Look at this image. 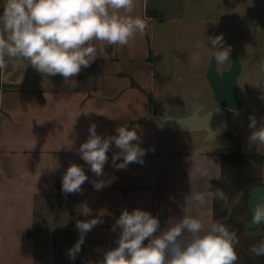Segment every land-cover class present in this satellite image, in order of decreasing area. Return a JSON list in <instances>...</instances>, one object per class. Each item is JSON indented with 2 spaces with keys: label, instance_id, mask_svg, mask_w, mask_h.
Segmentation results:
<instances>
[{
  "label": "crops",
  "instance_id": "obj_1",
  "mask_svg": "<svg viewBox=\"0 0 264 264\" xmlns=\"http://www.w3.org/2000/svg\"><path fill=\"white\" fill-rule=\"evenodd\" d=\"M4 3L0 0V10ZM147 10V0H135L133 15L148 21L143 36L137 33L125 46L97 42L104 50L96 61L69 80L43 76L26 59L5 57L7 67L0 71V264H34L39 226L58 201L67 215L63 227L76 241L77 220L102 221L86 234L81 251L68 264L102 261L104 252L117 246L120 229L111 228L125 209L150 212L161 230L184 216L201 219L205 229L215 222L211 195L203 206L186 197L191 190L211 192V181L221 178V157L232 148L223 139L210 141L218 134L208 138L202 131L188 133L163 124L165 116L184 117L194 109L182 114L164 110L152 71L149 28L155 16ZM93 123L105 138L115 135L118 126L136 128L146 150L143 164L120 170L112 165L119 151L113 143L105 175L99 178L110 183L100 190L92 183L98 178L78 155ZM57 163L60 167L53 170ZM71 163L81 165L89 179L80 193L65 195L61 181ZM201 168L207 169L206 176Z\"/></svg>",
  "mask_w": 264,
  "mask_h": 264
},
{
  "label": "clouds",
  "instance_id": "obj_2",
  "mask_svg": "<svg viewBox=\"0 0 264 264\" xmlns=\"http://www.w3.org/2000/svg\"><path fill=\"white\" fill-rule=\"evenodd\" d=\"M135 0H5L0 13V71L7 67L5 57L26 59L43 76L60 75L64 80L77 77L91 67L104 49L97 42L108 46H125L137 33L143 36L148 27L144 17L134 16ZM216 64H224L230 58L231 47L224 44L223 35L209 36ZM208 44L198 45L201 49ZM198 59V55L196 57ZM194 111L200 107L194 105ZM218 111V110H217ZM252 129L249 140L264 144V120L258 125L255 115L249 116ZM96 124L88 128V138L78 149V155L98 178L93 187L100 190L110 181L99 179L105 175L104 166L112 144L119 149L112 156V165L126 169L131 163L143 164L146 150L136 128L118 126L115 135L103 137L97 134ZM139 127V126H136ZM136 142V143H134ZM154 150V149H153ZM122 158V162L116 161ZM60 167L57 163L53 170ZM200 174H208L206 168ZM83 167L71 163L62 176V193L76 194L88 181ZM223 201L228 197L221 189L214 192L191 190L192 201L203 206L208 196ZM251 223L264 224V194L252 207ZM102 221L93 218L77 220L80 236L68 250V257L75 260L81 251L85 236ZM120 229L117 246L104 252L98 264H237L236 246L239 238L235 231L214 222L205 229L197 217L184 216L171 227L161 230L158 217L150 212L123 210L111 231ZM187 234V235H185ZM147 241V243H145ZM257 257L264 256V239L249 248Z\"/></svg>",
  "mask_w": 264,
  "mask_h": 264
},
{
  "label": "rangeland",
  "instance_id": "obj_3",
  "mask_svg": "<svg viewBox=\"0 0 264 264\" xmlns=\"http://www.w3.org/2000/svg\"><path fill=\"white\" fill-rule=\"evenodd\" d=\"M147 8L155 16L149 28L152 71L162 102L166 104L164 110L182 114L196 105L202 113L218 106L207 78V68L216 50L207 39L223 35L225 46L231 47L230 58L224 64H216L217 69L220 72L229 69L232 54H236L241 64L237 82L242 109L229 110L224 129L210 141L220 143L223 139L233 150L239 148L246 154L264 156V144L248 139L252 131L248 127L249 116H256L258 127L264 120V0H147ZM206 43L207 47H198ZM260 171L264 186V163ZM58 203H53L48 217L44 216L45 223L39 226L40 235L34 242V264L72 262L67 253L76 239L63 227L67 223L64 208L60 210V219L54 220ZM240 204V193L228 197V203L222 204L224 213L232 214L233 208ZM239 219L246 222L251 215L243 213ZM39 220L41 224L43 221ZM224 221L223 217L217 220ZM260 226L246 229L242 234L244 239L260 236ZM244 239L239 240L236 251Z\"/></svg>",
  "mask_w": 264,
  "mask_h": 264
},
{
  "label": "trees",
  "instance_id": "obj_4",
  "mask_svg": "<svg viewBox=\"0 0 264 264\" xmlns=\"http://www.w3.org/2000/svg\"><path fill=\"white\" fill-rule=\"evenodd\" d=\"M3 9L0 10L2 13ZM264 163V156L260 153L246 154L237 148L228 149L221 157V178L212 180L210 191L221 189L227 197H233L241 194V204L233 208L232 214L224 213L223 201L215 199L213 202L214 220L225 218L221 224L227 226L229 230L235 231L239 240L244 239L243 232L246 230L245 222L239 217L243 213L250 215L247 209L249 190L258 184H261V166ZM262 234L251 240H243V244L237 249V264H264V256L257 257L249 251V248L258 244L264 239V224H261Z\"/></svg>",
  "mask_w": 264,
  "mask_h": 264
},
{
  "label": "water",
  "instance_id": "obj_5",
  "mask_svg": "<svg viewBox=\"0 0 264 264\" xmlns=\"http://www.w3.org/2000/svg\"><path fill=\"white\" fill-rule=\"evenodd\" d=\"M241 72V64L235 53L232 54V62L227 70L219 71L214 57L207 68V78L213 90L217 107L205 113L195 111L184 117L165 116L163 124L177 131L183 132H205L208 138L219 134L226 125L228 111H239L242 109V101L239 98L238 76ZM218 110V111H217ZM264 194V186L258 184L249 190L247 209L252 216V207L257 203L259 197ZM62 201H59L55 214V221L58 220ZM260 225H253L251 219L245 222V228H256Z\"/></svg>",
  "mask_w": 264,
  "mask_h": 264
}]
</instances>
